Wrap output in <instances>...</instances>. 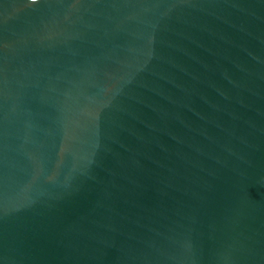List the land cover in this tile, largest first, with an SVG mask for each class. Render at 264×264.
Returning <instances> with one entry per match:
<instances>
[{"label":"water","instance_id":"water-1","mask_svg":"<svg viewBox=\"0 0 264 264\" xmlns=\"http://www.w3.org/2000/svg\"><path fill=\"white\" fill-rule=\"evenodd\" d=\"M0 264H264V0H0Z\"/></svg>","mask_w":264,"mask_h":264}]
</instances>
